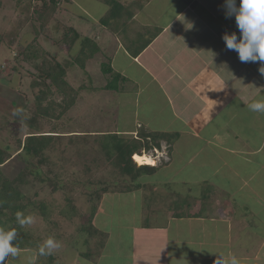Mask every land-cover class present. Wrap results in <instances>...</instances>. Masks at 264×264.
I'll use <instances>...</instances> for the list:
<instances>
[{
  "label": "crops",
  "instance_id": "obj_1",
  "mask_svg": "<svg viewBox=\"0 0 264 264\" xmlns=\"http://www.w3.org/2000/svg\"><path fill=\"white\" fill-rule=\"evenodd\" d=\"M175 3L179 6L171 12ZM224 3L144 0L129 20L137 27L143 23L144 9L158 6V15L146 14L144 27L155 28L146 43L136 47L133 37H127L130 33L108 32L114 50L109 55L105 51L98 61L100 66L109 62L124 79L119 90L112 91L114 120L125 106L131 117L129 127L119 128L116 120L111 124L113 131L105 133L132 136L145 130L175 135L165 173L154 181L165 183L166 189L156 186L159 192L147 203L145 217L151 220L127 227L134 239L125 257L127 264H214L218 255L235 256L239 264H264V113L248 108L264 99V74L260 72L264 62H241L235 51L226 48L222 36L236 32L239 37V30L235 17L225 18ZM97 22L93 20L94 25ZM93 34L90 38L97 37ZM119 55L122 59L117 64ZM155 102L168 108L169 118L180 122L178 128L168 124L163 131L152 127L146 114ZM195 106L198 109L189 115ZM137 192L145 198L140 188L132 191L134 200ZM181 197H186L183 207ZM100 233L103 237L98 245L102 247L109 243V234ZM121 250L116 245L112 248L117 257L114 262ZM31 251L19 250L6 264H43ZM105 257L98 253L95 261L82 256L72 264H104L101 259Z\"/></svg>",
  "mask_w": 264,
  "mask_h": 264
},
{
  "label": "rangeland",
  "instance_id": "obj_2",
  "mask_svg": "<svg viewBox=\"0 0 264 264\" xmlns=\"http://www.w3.org/2000/svg\"><path fill=\"white\" fill-rule=\"evenodd\" d=\"M108 1L110 0H0V148L12 156L0 168V181L15 179L26 167L29 158L21 148L28 134H62V138L54 140L53 147L44 152L47 160L41 163L39 169L44 175L48 174L46 176L58 186L56 191L52 192L50 185L35 180L31 175H27L26 182L19 187L26 198L34 199L36 204L43 202L47 208L46 219L40 215V211L36 212L30 215L34 217V223L24 227L39 235L42 242L53 238L60 243V248L52 252L59 264H72L79 255L82 257V254L96 259L98 253L106 255L101 259L104 264H127L125 257L129 253L132 240L134 241L127 227L151 220L145 217L146 204L153 193L159 192V189L155 190L156 186L166 189L165 183L156 185L154 182L165 173L163 169L169 154L167 145L163 146L162 141L158 149L146 152L147 160L153 162L155 168L149 175L155 176H146L145 198L137 192L134 200L132 193L125 195L115 192L122 188L120 177L100 154L99 139L94 136L112 132L111 124L117 119L114 120L113 113L115 94L101 86L104 82L102 78H105L99 62L103 60L105 51L108 55L113 52V36L108 34L106 29H99L101 27L94 25L93 20H98L101 15L110 16L112 8L116 12L122 10L124 13H133L140 4H144V0H115L116 3L113 2L110 6ZM154 4L144 9V18L140 16L143 23L139 22L137 27H132L128 17L124 24L112 21L111 26L114 27L116 23L115 29L118 28L126 35L130 33L127 37H133L136 47L142 46L146 43L147 35H152L155 31V28L144 27V24L147 26L148 20L146 14L151 17L159 14L158 6ZM177 6L179 5L176 3L172 5L171 12H175ZM141 23L143 25L140 26ZM94 27H98V30L94 31ZM68 29H73L80 37H93L96 32L95 40L101 52L88 61L87 72H82L76 67H70L67 71L65 80L77 93L75 106L61 118L44 119L39 116L35 103L36 96L46 91V87L39 83L42 78L38 74V68H45L43 59L45 64L52 62V59L69 63V57L76 55L78 47L67 53L66 45L57 40L62 39ZM65 41L68 44L67 38L62 42ZM121 59L122 55H119L117 64L121 63ZM34 81L39 86H31ZM98 89L99 92H96ZM62 99L59 95H49L48 99L42 102V106L46 108L52 104L56 115L59 110L55 104L62 103ZM161 103H153L155 107L150 108V114H146L150 117L152 127L162 131L167 124L178 128L180 122L169 118L168 108ZM144 107L146 109V105ZM197 109L196 106L193 107L188 114L191 115ZM154 114L159 115V118L154 117ZM130 117L127 106L122 107L117 120L118 127H129ZM73 132H86L87 136H70ZM153 158L156 161L155 166ZM103 188L108 192L100 194V189ZM197 189L198 187H194L193 190ZM99 195L101 198H98ZM152 200L151 198L150 201ZM185 201L186 197L180 198L181 207ZM71 202L75 206V214L69 211ZM93 225L99 229L97 236L88 228ZM100 230L109 234V243L106 242L102 247L94 244L100 242L103 237ZM115 245L122 249L120 253L124 258L118 255L121 262L119 259L114 262L117 257L113 256L112 248H115Z\"/></svg>",
  "mask_w": 264,
  "mask_h": 264
},
{
  "label": "trees",
  "instance_id": "obj_3",
  "mask_svg": "<svg viewBox=\"0 0 264 264\" xmlns=\"http://www.w3.org/2000/svg\"><path fill=\"white\" fill-rule=\"evenodd\" d=\"M113 2L116 3L115 0H110L107 3H109L111 6ZM53 4L56 5L55 2H53ZM111 10L113 11L111 12L110 16L109 14L104 17L101 15L98 18L97 23L101 29H106L108 32L114 34L118 31L120 32V30L118 28L115 29L116 23L114 27H112L111 24L113 22H118L120 25L124 24L126 17H131L132 13H124L122 10L116 12L114 8ZM65 38L68 39V44L66 41L64 43L62 42L65 40ZM57 40L58 42L66 45L67 53H71L72 49L75 47H78V49L76 51V55L74 56L67 54V56L71 55L69 57L71 59L69 63L52 59V62L49 61L47 64H45L46 62L43 59L42 63L45 68H38V74L42 78L41 82L39 83L46 87V91L45 93L36 96L35 103L39 116L43 117L44 119L61 118L63 114L75 106L77 101V93H75V91L69 87L65 80L67 71L70 67H76L81 69L82 72H87L86 64L98 52H100V48L96 44L95 38L80 37V35L73 29H68L65 31L63 38ZM100 67L106 82L104 90H119L118 84L123 82V77L113 71L109 62L102 63ZM35 83L36 81H34L31 86H39ZM52 94L59 95L61 99L63 97L62 103L59 102L55 104V107H58L59 110L58 114L56 115L52 109V104H49L46 108L42 106V102L47 100L49 95L51 96ZM52 102L53 101H51V103ZM61 135L62 134L58 132H49L47 134H28L25 137L22 144L23 147L21 148V151H23L29 158L26 167L20 172L21 175L17 176L15 179L10 181H0V229H4L5 231L15 229L18 235L17 240L14 241V243H16L19 250H33L37 254L38 260L42 261L43 264H52L53 261H55L53 254L39 255V247L44 242H42L41 238H39V235H36V233H32V231L28 228L21 226L17 222L16 214L20 212L23 213L25 217H27L40 211V215L44 216L46 219V216H48L47 214L45 216L47 208L43 202H41V204H36L34 199L26 198L24 194L20 192L19 187L21 184L26 182L25 179L27 178V175H31L35 180L50 185L52 192L56 191L58 186L52 182V179H49V177L46 176L48 174L44 175L39 169L41 167V163L47 160L44 152L53 147V141L62 138ZM70 136L85 137L87 134L78 133L74 135L72 133ZM94 136L97 137V140L99 139L100 154L104 156V159L109 163L108 165L114 172H116L117 176L120 177L122 188L115 191L120 194H131L133 190L144 188L146 183L143 182V180L147 179L146 176H149V174L155 171V168L152 165L153 163L149 162L146 158V152L150 149H158L160 147L161 141L165 142L169 146V150L175 139L174 134L145 132L143 130H140L134 138H129L127 135H121L117 133H102L95 134ZM11 157L12 156H10L4 149L0 148V168L4 166ZM114 185H116V183H114ZM101 192L102 194H105L108 192V190L103 188V190L100 189V194ZM100 196L101 195H99L98 198ZM67 201L69 202V200ZM69 208V211L73 212L72 214H75L74 212H76V209L72 202L71 204L69 203ZM147 209L148 204H146V210ZM68 213L69 212L67 210V215ZM88 228L90 231H93L94 236H97L96 229H94L92 226H89ZM96 244L98 243L96 242ZM82 255L84 256V254ZM85 257L96 261V259L87 255H85Z\"/></svg>",
  "mask_w": 264,
  "mask_h": 264
},
{
  "label": "clouds",
  "instance_id": "obj_4",
  "mask_svg": "<svg viewBox=\"0 0 264 264\" xmlns=\"http://www.w3.org/2000/svg\"><path fill=\"white\" fill-rule=\"evenodd\" d=\"M225 18L235 17L236 32L225 33L222 39L228 50L235 51L241 62H264V0H225ZM264 74V67L260 68ZM252 112L264 113V99H258L248 105ZM17 222L21 226L34 223L33 216L25 217L23 213L16 214ZM15 229H0V264H6L9 257L15 258L19 248L14 243L17 240ZM60 243L53 238H48L39 247V255H50L54 250L60 248ZM214 264H239L235 256L225 258L218 255Z\"/></svg>",
  "mask_w": 264,
  "mask_h": 264
}]
</instances>
